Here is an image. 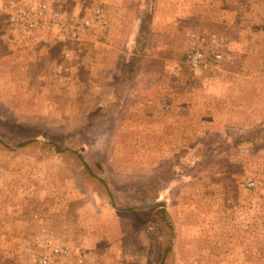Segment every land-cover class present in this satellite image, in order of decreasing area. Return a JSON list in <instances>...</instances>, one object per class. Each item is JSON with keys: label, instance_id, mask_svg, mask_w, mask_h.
<instances>
[{"label": "rangeland", "instance_id": "obj_1", "mask_svg": "<svg viewBox=\"0 0 264 264\" xmlns=\"http://www.w3.org/2000/svg\"><path fill=\"white\" fill-rule=\"evenodd\" d=\"M7 1L0 264L51 235L73 264H264V0H48L33 35Z\"/></svg>", "mask_w": 264, "mask_h": 264}, {"label": "built area", "instance_id": "obj_2", "mask_svg": "<svg viewBox=\"0 0 264 264\" xmlns=\"http://www.w3.org/2000/svg\"><path fill=\"white\" fill-rule=\"evenodd\" d=\"M6 7L9 9L10 22L18 27H21V31L27 35H33L36 31L45 28L49 23L50 6L48 0H8ZM95 21L102 24H107L108 19L101 7L95 6L92 9L91 15L87 18L83 25L85 27L91 26ZM55 23V27H59L62 34H68L70 24L65 22ZM192 39L196 40V43L187 51V60L189 64L197 68L202 64L203 52L199 47L201 44L207 43L208 36L205 34H192ZM209 41L212 43H219L216 33L209 35ZM223 47L219 48L216 53L217 59L223 57ZM48 237L46 240L47 249L31 254L29 261L26 264H73L70 261L72 251L69 246L61 242L59 239L55 240ZM85 258L82 252L78 254L76 258V264H84Z\"/></svg>", "mask_w": 264, "mask_h": 264}, {"label": "trees", "instance_id": "obj_3", "mask_svg": "<svg viewBox=\"0 0 264 264\" xmlns=\"http://www.w3.org/2000/svg\"><path fill=\"white\" fill-rule=\"evenodd\" d=\"M29 142H31V141L23 142V145L26 144V143H29ZM85 165L88 167V164L87 163ZM261 205H263V204L258 202L257 206H258L259 213L261 211Z\"/></svg>", "mask_w": 264, "mask_h": 264}]
</instances>
